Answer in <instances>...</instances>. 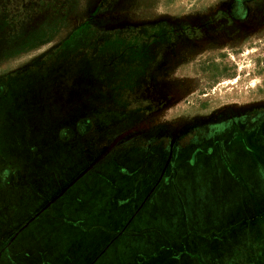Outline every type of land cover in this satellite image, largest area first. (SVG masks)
<instances>
[{
	"label": "rangeland",
	"instance_id": "1",
	"mask_svg": "<svg viewBox=\"0 0 264 264\" xmlns=\"http://www.w3.org/2000/svg\"><path fill=\"white\" fill-rule=\"evenodd\" d=\"M235 1L0 0V264H264V0Z\"/></svg>",
	"mask_w": 264,
	"mask_h": 264
},
{
	"label": "crops",
	"instance_id": "2",
	"mask_svg": "<svg viewBox=\"0 0 264 264\" xmlns=\"http://www.w3.org/2000/svg\"><path fill=\"white\" fill-rule=\"evenodd\" d=\"M78 137L81 139L82 138V134H81V132L79 133V135H78ZM62 145H66L65 143L64 144H62ZM0 152H2L1 151V146H0ZM158 153V150L157 151H150L148 154H146V153H144V151H142V152H138V156H141L142 154H145V156H146V158H147V160H144L143 161V163L140 165V169H138V168H135L134 169V171L133 170H130V171H133L132 173V177H134L135 178V181H134V188H133V192L131 193V195H130V197H128L127 199H124V201H121V202H123V205L122 206H118L119 208H117L116 209V211H117V213H115L116 214V216L117 217H120L121 215H122V208L124 207V205L126 204V203H130V198L131 197H140V195H138V193L139 192H145V194L148 192V187H147V185H146V182H145V179L147 178V176L149 175L148 173L151 171V170H154L155 172H160V174H162V171H163V169L160 167V163H158L157 162V158L160 156V155H158L157 154ZM60 155H63V152H60ZM130 157H132L133 155L132 154H130L129 155ZM128 156V157H129ZM3 158V157H2ZM22 158V157H21ZM150 158H152V160H153V158L155 159V165L152 167V163H151V161H149L150 160ZM118 159H119V157H118ZM16 160H18V158H17V156H16ZM1 162H0V164L2 163V159L0 160ZM123 161H125L124 159H123ZM135 161V160H134ZM35 163V165H38V166H46L47 164H42L41 162H39V161H36V160H34V161H32V164H34ZM117 163H118V165L117 166H119V160L117 161ZM158 163V164H157ZM152 168V169H151ZM2 170V172H1V177H0V185H5L6 186V191H7V189H8V187H10L11 188V185H9L8 186V180H7V178H8V169H7V167H4V168H1ZM148 171V172H144L143 173V175H142V178L141 179H139L138 178V176H137V171H139V172H141V171ZM152 174H154V172L152 173ZM151 174V175H152ZM2 175H3V178H2ZM149 178H150V175H149ZM10 181V180H9ZM11 181H13V179L11 180ZM14 182V186H15V180L13 181ZM155 183H160V182H155ZM13 186V185H12ZM10 190V189H9ZM15 192V196L17 197V193H16V190L14 191ZM11 193V192H10ZM122 207V208H121ZM122 231H120V230H116V233H115V235H117V236H120V235H122ZM193 256H196V255H193ZM93 261H91V259H88L87 258V261H88V264H95V259H92Z\"/></svg>",
	"mask_w": 264,
	"mask_h": 264
},
{
	"label": "flooded vegetation",
	"instance_id": "3",
	"mask_svg": "<svg viewBox=\"0 0 264 264\" xmlns=\"http://www.w3.org/2000/svg\"><path fill=\"white\" fill-rule=\"evenodd\" d=\"M241 1L243 2L244 0H238V1L236 0V1H235V6H236V7L239 6V4H241ZM162 172H163V171H162Z\"/></svg>",
	"mask_w": 264,
	"mask_h": 264
}]
</instances>
